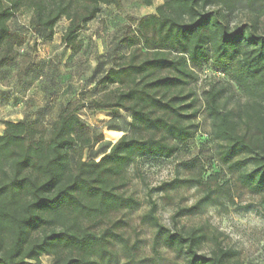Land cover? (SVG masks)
Listing matches in <instances>:
<instances>
[{"label": "clouds", "instance_id": "clouds-1", "mask_svg": "<svg viewBox=\"0 0 264 264\" xmlns=\"http://www.w3.org/2000/svg\"><path fill=\"white\" fill-rule=\"evenodd\" d=\"M0 264H264V0H0Z\"/></svg>", "mask_w": 264, "mask_h": 264}]
</instances>
